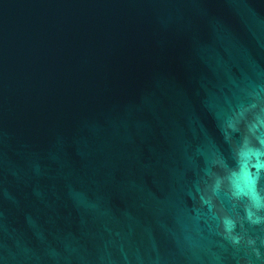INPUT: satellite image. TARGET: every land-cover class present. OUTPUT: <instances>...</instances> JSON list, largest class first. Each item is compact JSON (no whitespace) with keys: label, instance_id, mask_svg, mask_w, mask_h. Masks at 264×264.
<instances>
[{"label":"water","instance_id":"1","mask_svg":"<svg viewBox=\"0 0 264 264\" xmlns=\"http://www.w3.org/2000/svg\"><path fill=\"white\" fill-rule=\"evenodd\" d=\"M0 264H264V0H0Z\"/></svg>","mask_w":264,"mask_h":264}]
</instances>
